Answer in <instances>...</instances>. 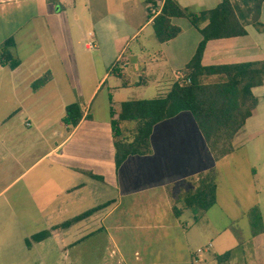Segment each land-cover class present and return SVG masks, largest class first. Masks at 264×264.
Wrapping results in <instances>:
<instances>
[{
  "label": "crops",
  "instance_id": "0c3cea01",
  "mask_svg": "<svg viewBox=\"0 0 264 264\" xmlns=\"http://www.w3.org/2000/svg\"><path fill=\"white\" fill-rule=\"evenodd\" d=\"M177 1L196 13L222 2ZM148 4L0 0V47L14 38V55L21 61L16 70L0 62V103L16 106L0 121V160L20 169L44 148L42 158L25 167L16 182L42 161L50 162L48 174L58 168L66 180L55 193L37 199V208L47 218L42 232L51 236L41 243L27 237L25 243L30 240V252L46 258L47 253L58 249L64 253L104 234L109 242L129 250L121 256L123 264H155V259L161 264H264V110L260 112L264 96L258 94H264V85L253 89L258 105L234 140L221 147L229 150L224 157L216 158L192 114L183 112L155 126L149 153L131 156L117 168L112 124L119 120L120 105L167 95L176 83L175 74L185 72L202 42L188 19H174L180 36L161 44ZM178 20L187 21V29L178 26ZM85 26H90L88 32ZM206 26L202 23L201 29ZM263 31L264 27L250 25L245 37L209 42L204 66L264 61L254 59V48L244 42L254 37L261 49ZM42 79L47 80L45 86L34 90ZM71 105H78L83 114L76 128L64 123ZM133 126L120 125L124 135ZM220 165L226 167V176L218 172ZM213 170L216 205L206 212L187 209L184 196L195 192ZM219 184L231 200L243 196L253 204L244 214L248 236L212 220L216 208L228 214ZM95 209L88 219L56 229ZM252 209L260 216L257 226L248 212ZM188 211L190 222L183 223ZM228 252L231 256L219 261Z\"/></svg>",
  "mask_w": 264,
  "mask_h": 264
},
{
  "label": "trees",
  "instance_id": "16d2710c",
  "mask_svg": "<svg viewBox=\"0 0 264 264\" xmlns=\"http://www.w3.org/2000/svg\"><path fill=\"white\" fill-rule=\"evenodd\" d=\"M147 1L153 3L158 0ZM164 2L161 14L154 20L155 35L161 44L180 36L182 30L174 26V19H188L202 35V42L195 56L185 68L191 84L181 86L175 83L163 97L130 101L120 105L119 120L113 121L112 124L118 169L131 156L149 153L155 126L183 112L192 114L216 158L224 157L229 150H221V147L234 140L258 105L253 89L264 85V61L211 67L203 64L209 42L245 37L248 35L247 27L250 25L258 29L264 27L261 22L264 0H222L215 9L199 13L183 9L177 0ZM205 22L207 26L201 29V24ZM15 48L14 38L7 40L0 47L1 64L12 70L21 65V61L14 55ZM211 78H217L219 82L209 81ZM46 83L47 80H40L34 86V90L41 89ZM82 119L83 114L78 105L67 108L64 118L67 126L76 128ZM123 123L137 126L132 142L123 138V130L120 127ZM216 203L217 172L213 170L201 179L200 187L195 192L184 196V204L187 209L199 208L206 212ZM96 211L95 209L86 212L56 229L70 228L88 219ZM259 217L258 213L251 214L254 226H257ZM50 236V232H41L34 235L31 241L41 243ZM31 241H26L28 247L31 246ZM231 254L228 252L220 257L219 261L229 258Z\"/></svg>",
  "mask_w": 264,
  "mask_h": 264
},
{
  "label": "rangeland",
  "instance_id": "374dc122",
  "mask_svg": "<svg viewBox=\"0 0 264 264\" xmlns=\"http://www.w3.org/2000/svg\"><path fill=\"white\" fill-rule=\"evenodd\" d=\"M262 22L264 23V5L262 7ZM178 26L182 29H187L188 22L185 20H178ZM90 26H85V31L88 32ZM264 32V31H263ZM262 33V32H261ZM87 41H90L89 39ZM96 42V41H93ZM156 42V40H154ZM246 45L254 48L253 58L257 60H264V42H259L261 49L256 48V38L251 37L249 40L244 41ZM104 44V42H102ZM110 50L114 52L111 41H108ZM156 46L157 43H155ZM136 47V43L133 48ZM137 71V68H135ZM138 81L140 79H137ZM219 82V80H213L212 82ZM259 97L264 96L263 93L258 92ZM12 99V97H11ZM16 106L12 102L5 104L0 103V121L8 115V113L15 111ZM262 112L264 110V100L261 99ZM137 132V126L130 127L127 133H123V138L128 142H132ZM44 148H39L32 157H30L24 166L13 167L12 162L3 163L0 160V264H123L121 256L125 250L123 246L118 243L109 242L106 235L101 234L98 239V235L95 241H91L82 244L79 247H74L60 252V249L53 251L52 255L47 253L46 258H41L36 252L32 253L28 249L25 239L29 237L32 240L33 235L38 234L46 228V217L41 214L40 208H37V199L46 198L49 193H55L60 187L61 183H66L63 175L58 171V168L53 170L52 174H48V165L50 162L42 161L31 172L25 175L22 179L16 182L19 175L25 172V167L37 163L43 156ZM138 160V159H136ZM234 160V159H233ZM226 167L220 165L218 172L220 171L223 176H226ZM114 178V176H112ZM220 198H222V205L224 208H228V214L222 213L221 209L216 208L213 211L219 212L215 216L212 213V220H218L222 226H230L232 231H238L243 236L250 234V228L247 218L244 217L245 212L253 206V204L243 196H240L235 201L231 200L224 194V188L221 184ZM36 192V198L30 196V193ZM35 194V193H34ZM249 213H258L257 209L248 211ZM222 215V217H221ZM190 211L187 212L183 218V223L190 222ZM193 220V219H192ZM216 222V221H215ZM33 242V241H32ZM96 244L95 246H92ZM136 248L133 249V253ZM65 254H68L65 259ZM155 264H161L160 261L155 259Z\"/></svg>",
  "mask_w": 264,
  "mask_h": 264
},
{
  "label": "built area",
  "instance_id": "2783aa9c",
  "mask_svg": "<svg viewBox=\"0 0 264 264\" xmlns=\"http://www.w3.org/2000/svg\"><path fill=\"white\" fill-rule=\"evenodd\" d=\"M164 3H165L164 1H156L153 3H149L147 5V11L149 17L155 19L157 16H159L163 10ZM175 82L180 84L181 86L191 84V80L188 78L185 72H177L175 74Z\"/></svg>",
  "mask_w": 264,
  "mask_h": 264
}]
</instances>
